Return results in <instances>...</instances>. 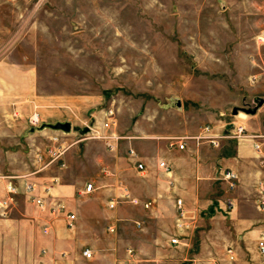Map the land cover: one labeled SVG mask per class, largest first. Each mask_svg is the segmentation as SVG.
I'll return each mask as SVG.
<instances>
[{
    "label": "rangeland",
    "instance_id": "1",
    "mask_svg": "<svg viewBox=\"0 0 264 264\" xmlns=\"http://www.w3.org/2000/svg\"><path fill=\"white\" fill-rule=\"evenodd\" d=\"M36 100L44 103L35 106ZM260 100L264 0H0V174L10 173L9 165L16 162L7 158L9 151L26 152L15 137L29 135L31 127L49 131L39 128L45 118L69 121L71 130L59 131L68 147L61 157L66 165L51 164L45 173L76 186L78 199L70 205L79 210L80 221L97 228L93 236L98 240L114 218L106 196L125 179L135 192L147 189L135 183L140 175L129 150L136 142L142 155L155 157L163 137H192L203 125H217L219 117L232 133L244 126L232 109L246 114L242 108H254ZM39 108V121L32 125L28 117ZM107 116L122 136L114 151L100 139H86L101 131ZM17 127L24 135L15 133ZM150 138L160 141L157 148L149 145ZM34 139L49 145L40 133ZM221 177L216 176L214 187L228 193ZM87 182L94 188L81 194ZM25 201L21 192L17 203L25 218L0 222V264H35L45 246L39 237L53 234L58 223L66 228L53 220L44 234L40 218L47 215L33 207L34 220L29 219L31 214L21 209ZM249 207L244 202L233 216L223 209L202 216L181 237L185 246L165 247L159 264H211L205 263L208 258L215 264H264V255L256 251L260 230L244 225L252 217ZM152 225L145 222L138 230L129 220L124 248L135 253V240L162 237L164 229L155 231ZM228 244L235 249L234 259L225 253Z\"/></svg>",
    "mask_w": 264,
    "mask_h": 264
},
{
    "label": "crops",
    "instance_id": "2",
    "mask_svg": "<svg viewBox=\"0 0 264 264\" xmlns=\"http://www.w3.org/2000/svg\"><path fill=\"white\" fill-rule=\"evenodd\" d=\"M36 102L35 106H41L44 103L38 100ZM263 106L264 101L257 107L253 114L239 113L236 115V113L232 115L235 116L238 122H241L245 126L247 132L264 135V122L260 120L264 115ZM259 110L260 112L257 113ZM37 111V115H31L28 117V120L37 118V121H39L37 116L42 111L40 108ZM14 116H17L16 112ZM107 119L110 121L112 117L109 118L107 116ZM62 120L64 119L53 117L45 118L44 121L54 123ZM106 120H102L101 122ZM216 121H218V124H214L213 127L211 123L203 125L198 134L203 131L205 126H209L210 133L220 136L217 146H213L205 141L197 143L191 137L186 142L185 148L179 149L177 147H169L170 137H163V139H166L164 144H162L163 148L156 149L154 151L155 157H150L141 154V144L135 141L134 148H130L129 150V157L133 163V168L140 175L135 183H144L147 189H145L143 194L135 192L132 185L125 179L124 184L120 185L116 192L110 194V196L112 195L110 198L106 196L105 202L107 209L113 212L114 218L112 222L107 223L104 232L100 233L101 239L99 240L96 235L95 237L93 236V232L97 231V228L87 226L84 221H80L78 216L79 210L74 209L70 205L71 200L78 199L75 196L76 186L60 182L59 176L47 175L45 173L48 166L57 164L60 167V163L50 161V156L46 151L48 143L41 146L34 138L40 133V135L48 139L50 145V136L52 135H58L62 140V135L59 133V130L49 129V131H36L31 127L29 128V135L19 138L15 137L14 139L15 142L17 141V143L24 146L26 152H20L17 147L16 151H9L7 158L16 162H11L9 165L10 173L0 174V199L6 198L8 195L5 188L8 182L12 183L18 191L13 196L14 204H10L7 207L13 209L15 216L8 213V210L6 212L5 209L7 208L3 209L0 207L2 213L0 215H4V218H0V222L2 224H14L13 222L20 220V218H25V214L20 210L19 204L17 203V198L21 192L26 199L21 209L31 214L29 216L30 218H27L33 219L36 213L33 209L35 206L29 202L28 195L24 190V183H31L34 185L35 192L38 195L45 196V198L50 196L55 197L64 202L76 216L72 229L64 228L58 223L53 234L39 237L40 241L45 242V246L42 248L47 249L50 256L53 253L65 252V257L58 258L56 261L47 260V264H159V260L161 262L162 259L160 256L164 255L163 249L165 247L168 249L185 246L186 242H183L181 237L187 235L188 231L193 230L195 224L203 218L202 216H207L208 214L213 216L217 215L221 209L224 212H229L233 216V212L237 206L242 205L244 202L250 206L249 213L252 216L245 220V227L253 229L254 231L260 230L259 233L262 234L264 231V209H260L259 206L261 198L264 200V162H260L264 160V137L236 139L230 136V130L225 128V125L229 122L224 117H219ZM112 123L108 129L104 130L105 133L112 132L116 134L113 130L114 126H112ZM14 129L17 135L19 133L20 135H24L22 134V128L17 127ZM62 133L64 135L68 132ZM116 135L119 138L111 140L113 144L112 148L107 146L106 140L101 138L96 139L103 141L108 151H114L118 141L122 138V136ZM186 135L188 134L177 136ZM90 138L95 137L86 139ZM23 141H25L28 148ZM148 142L151 147L156 146L157 148L160 141L150 138ZM255 143L260 144L258 150L254 148ZM15 145L17 146V144ZM65 149L67 150L68 147ZM63 157L65 158V155ZM160 161L166 162L169 170L160 167ZM138 163H142L143 170L137 168ZM229 169L237 174L236 186L230 189L226 182L222 180L226 184V190L229 192L218 193V190L214 187L216 185L215 183H217L215 182L216 176ZM87 183H84L83 189ZM45 188H48V190L46 191ZM83 189H80V191ZM124 193H128L129 198H133L137 202L134 203L130 199L120 197ZM112 199L120 201L115 203L114 207H109V201ZM177 199L182 200L181 208H178L176 204ZM229 202L231 206L228 205ZM259 214H263V216ZM129 220L133 222L134 227L138 230L144 227L145 222L150 221L153 224V230L164 229V231L170 230L172 233L168 235L162 231V237L155 236L153 239L150 238L145 241L143 240L145 237H143L135 240L136 252L133 253L132 247L129 246L126 249L123 246L127 241L123 239V234L127 231L125 225ZM181 222L189 223L190 228L183 229L178 227L177 224ZM32 223H35V221ZM137 223H140V225ZM110 228H112V231ZM174 236L178 237L181 243L172 244L170 238ZM260 237L259 234L258 239ZM40 245L42 246L43 244ZM228 245L232 247L231 244ZM80 247L82 248L80 249ZM85 248L91 250V257L87 258L82 254ZM232 248L234 249V247ZM256 251L259 253L257 243ZM205 263L215 264V261L213 258H208Z\"/></svg>",
    "mask_w": 264,
    "mask_h": 264
},
{
    "label": "built area",
    "instance_id": "3",
    "mask_svg": "<svg viewBox=\"0 0 264 264\" xmlns=\"http://www.w3.org/2000/svg\"><path fill=\"white\" fill-rule=\"evenodd\" d=\"M110 118V117H109ZM30 122L32 123V125H35L38 121L37 118H31ZM112 120H106L101 122V131H97L95 134L92 135V137L95 138H101L106 140V144L109 148H112V143L111 140L113 139H118L119 136H117L115 133L109 132V133H105L104 130L108 129L110 127ZM230 136L235 137L236 139H255V138H259V137H264V135H259V134H252V133H248L245 129L244 126L242 125H238L235 127V129L233 130V132L230 134ZM220 136L218 135H213L212 133H210L209 131V126H205L203 131L196 135V136H192V139H194L197 143L200 142V140H204L205 142L210 143L213 146H217L218 145V139ZM51 139V143L50 145H48L47 147V154L50 156V161H61L60 162V166H65V162L62 160V155L65 151V147L62 145L61 143V139L59 138L58 135H52L50 136ZM187 139H191V137L189 136H173L169 138V143L168 146L169 147H177L179 149H184L186 146V140ZM254 148L256 150H258L260 148V144L259 143H255L254 144ZM261 163L264 162V160L260 161ZM159 166L169 170V166L167 165L166 162L164 161H160L159 162ZM137 168L139 170H143V165L142 163H138L137 164ZM222 180H224L226 182V184L228 185V187L230 189L234 188L236 186V182H237V174L232 171V170H226L222 173ZM6 191H7V196L6 198L0 199V207L1 208H7L8 205L10 204H14V195L17 193V189L15 186H13L12 183L8 182L6 184ZM93 189V185L92 183H87L84 190H81L80 193H86V192H90ZM24 190L28 195V200L29 202H31L40 212H44L47 217H41V228L44 234H48L50 232V230L52 229V221L53 220H61L64 222L65 227L68 229H72L74 227L75 224V213L70 210L68 208V206H66V204L58 199H56L53 196L50 197H46L42 196V195H38L35 192V187L33 184L31 183H24ZM45 190L47 191L48 188H45ZM48 195H50L49 193H47ZM264 196V195H263ZM120 197L124 198V199H130L129 198V194L128 193H124L122 194ZM120 200L117 199H112L109 201V207H114L115 203H117ZM130 201L136 203L137 200L135 199H130ZM176 204L178 206V208H181L182 206V200L181 199H177L176 200ZM229 206H231V203H228ZM145 206H147V204H145ZM260 209H264V200L263 198H261V203L259 206ZM138 225H140V223H137ZM178 227H181L183 229H189L190 228V224L187 222H181L179 224H177ZM110 230L112 231V228H110ZM170 242L172 244H179L181 243L180 240L178 239V237H171L170 238ZM257 250L260 254L264 255V231L261 234V237L257 240ZM49 251L45 248H42L40 250V260H38L35 264H47V260H53L56 261L58 258H63L65 257V252H58L57 254L53 253L52 256L49 255ZM82 254L89 258L92 255V252L89 248H85L82 251ZM226 254L228 256L229 259H234L235 256V252L234 249L229 246L226 248Z\"/></svg>",
    "mask_w": 264,
    "mask_h": 264
},
{
    "label": "water",
    "instance_id": "4",
    "mask_svg": "<svg viewBox=\"0 0 264 264\" xmlns=\"http://www.w3.org/2000/svg\"><path fill=\"white\" fill-rule=\"evenodd\" d=\"M262 100L259 101L258 105L255 106L254 108H242L243 111L247 114H253L255 113L257 107L259 105L262 104ZM237 113V107H234L232 109V114H236ZM40 129H44V128H49V129H52V130H59V131H62V132H69L71 130V124L69 121H57V122H54V123H50V122H44L40 125L39 127Z\"/></svg>",
    "mask_w": 264,
    "mask_h": 264
}]
</instances>
